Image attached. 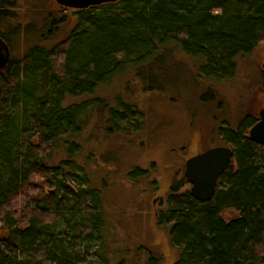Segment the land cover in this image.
I'll return each mask as SVG.
<instances>
[{"label":"trees","instance_id":"obj_1","mask_svg":"<svg viewBox=\"0 0 264 264\" xmlns=\"http://www.w3.org/2000/svg\"><path fill=\"white\" fill-rule=\"evenodd\" d=\"M21 4L22 0H0V41L9 50L16 35L31 37L39 28L31 18L25 20L23 14L37 11L43 15L44 23H51V29L49 36L45 34V43L30 44L22 57L10 55L6 66L0 69V87L13 91L12 104L18 106L19 96H23L24 114L28 106L37 108L34 115L40 121L38 136L26 149L14 150L12 144L18 140L10 134L17 131V126L11 114L3 115L0 264H81L71 251L69 254L60 248L62 245L50 241L48 234L44 235L45 228L55 226L58 211L64 207L81 213L71 225L72 249L78 239L100 233L104 220L100 190L90 186L89 180L82 189L67 184L74 175L71 170L81 166L76 161L77 151L73 150L79 146L77 138L88 118L100 117L106 108V122L116 131L128 130L126 118L128 113H137V106L119 98L110 106L97 97L86 100L88 104H83L77 115V106L63 107L65 97L90 94L108 76L127 66L136 68V75L150 89L157 90L161 82L153 81L161 78L155 65L171 54L165 48L169 42L188 57H204L198 65L200 75L230 78L237 71L234 59L252 53L264 39V0H118L86 9L71 8L78 12L77 23L66 38L55 44L49 43L52 28L54 31L58 27L55 24L60 19L45 11L44 2L41 7H25L27 13H22ZM119 4L120 10H103ZM162 49L168 52L162 53ZM145 64L146 69L140 68ZM45 71L50 76L51 90L38 98L35 88L30 87L31 79ZM259 74L264 86V65ZM257 121L258 117L247 114L237 127L221 128L223 142L235 154L220 176L211 201L195 198L185 188L184 175L170 186L165 207L156 213L157 224L166 228L172 247L180 253L169 264H264V146L252 140L247 131ZM65 143L68 155L58 160L54 153ZM17 157L21 163L14 168L11 164ZM148 173L138 167L129 171V175ZM226 208L235 209L238 216L225 219ZM3 229L9 236L5 244ZM18 243L28 258L17 257ZM150 256L151 261H159L151 253Z\"/></svg>","mask_w":264,"mask_h":264},{"label":"rangeland","instance_id":"obj_2","mask_svg":"<svg viewBox=\"0 0 264 264\" xmlns=\"http://www.w3.org/2000/svg\"><path fill=\"white\" fill-rule=\"evenodd\" d=\"M31 1L36 0H22V6H19L24 9L22 13L28 7L44 6V2L45 11L60 19L55 24L58 27L54 31L52 28L53 38L49 44L66 38L77 23L78 12L60 6L55 0ZM104 9L120 10L122 5ZM23 17L27 21L31 18L30 21L39 28L31 37L23 36L24 33L16 35L10 49V55L14 57H22L30 44L43 43L45 34L49 36L51 29V23H44L43 15L37 11L35 14L32 11L23 14ZM165 48L171 50V54H166L155 65L159 80L161 78L160 81H153L161 82L157 90L150 89L146 81L136 75V68L126 65V70L108 76L92 93L66 96L63 101L65 108L77 106V115L81 113L82 105L88 104L86 100L97 97L110 106L115 105L116 98L137 106V113H128L126 118L128 130H114L111 123L106 122V108L101 111L100 117L88 118L82 134L77 138L79 146L73 150L77 151L74 153L76 161L83 168H73L74 175L67 184L73 189H82L89 180L90 186L100 190V210L104 218L100 233H94L91 238L78 239L72 249L71 225L80 219L81 213L75 214L72 209L64 207L58 211L55 226L45 228L44 235L48 234L56 246L62 245V250L69 254L71 251L73 258L81 264H169L177 260L180 253L172 247L168 231L156 222V213L165 207L170 186L183 176L188 158L211 147L225 145L221 135L224 125L235 128L245 115L257 117L264 107V86L259 74L264 65V39L252 53L234 59L237 71L227 79L200 75L197 70L198 65L204 62L203 56L188 57L173 42ZM168 50L162 49V53ZM146 67L140 66L143 69ZM31 82L30 87L35 88L38 98L46 96L51 90L48 71L35 74ZM12 92L3 85L0 87V128L4 113L11 114L17 131L10 136L18 140L12 144V149H26L40 129V121L34 115L37 108L28 106L25 115L24 97L19 96L18 106H15L12 104ZM66 146V143L61 144L54 153L58 160L67 157ZM20 163L17 157L11 166L19 167ZM4 167L0 158V170ZM137 167L148 170V175H129V171ZM223 216L229 220L238 216V212L226 208ZM5 230L1 233L3 244L9 238ZM3 244L2 248L9 253L10 250ZM18 247L17 257L28 258L27 251L20 249V243ZM150 253L159 261H151ZM40 264L54 263L43 261Z\"/></svg>","mask_w":264,"mask_h":264},{"label":"water","instance_id":"obj_3","mask_svg":"<svg viewBox=\"0 0 264 264\" xmlns=\"http://www.w3.org/2000/svg\"><path fill=\"white\" fill-rule=\"evenodd\" d=\"M62 7L86 9L118 0H55ZM7 46L0 41V46ZM10 52L5 49L0 59V69L4 68L9 60ZM258 121L249 129V137L264 146V107L260 109ZM234 150L231 146H215L197 153L185 162L184 176L191 185V194L200 201H211L216 193L218 180L234 159Z\"/></svg>","mask_w":264,"mask_h":264},{"label":"flooded vegetation","instance_id":"obj_4","mask_svg":"<svg viewBox=\"0 0 264 264\" xmlns=\"http://www.w3.org/2000/svg\"><path fill=\"white\" fill-rule=\"evenodd\" d=\"M5 49H7L8 51H10L9 50V47L8 46H0V59L2 58V56H3V54H4V51H5ZM10 58V57H9ZM258 117V119H259V115L257 116ZM224 144H225V142H224ZM224 146H226V144L224 145ZM207 150V149H206ZM203 151H205V150H203ZM203 151H201V152H203ZM200 153V152H199ZM184 167H185V164H184ZM138 168H140V167H138ZM142 169V168H141ZM144 170H146V169H144ZM183 175H184V173H183ZM185 177V176H184ZM186 180V179H185ZM219 181V180H218ZM186 185H188L189 186V189H190V187H191V185L186 181ZM218 187V186H217Z\"/></svg>","mask_w":264,"mask_h":264}]
</instances>
